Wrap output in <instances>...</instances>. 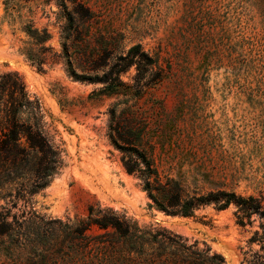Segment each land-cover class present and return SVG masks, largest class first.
Segmentation results:
<instances>
[{
  "label": "rangeland",
  "instance_id": "obj_1",
  "mask_svg": "<svg viewBox=\"0 0 264 264\" xmlns=\"http://www.w3.org/2000/svg\"><path fill=\"white\" fill-rule=\"evenodd\" d=\"M9 5L0 0V76L16 74L39 100L62 152L63 167L33 197L38 213L65 222L99 204L126 213L141 229L207 245L226 264H262V242L251 241L255 232L264 235L257 215L240 226L235 204L222 211L203 206L192 217L158 211L125 172L112 141L154 148L190 196L234 192L264 209V0ZM27 21L49 35L41 71L19 53L29 47ZM71 72L102 81H76ZM6 242L0 264H26L29 250Z\"/></svg>",
  "mask_w": 264,
  "mask_h": 264
},
{
  "label": "trees",
  "instance_id": "obj_2",
  "mask_svg": "<svg viewBox=\"0 0 264 264\" xmlns=\"http://www.w3.org/2000/svg\"><path fill=\"white\" fill-rule=\"evenodd\" d=\"M10 1L6 0L8 10ZM22 32L29 39L24 46L29 47L19 53L41 71L49 35L35 28L32 21L24 23ZM71 74L80 82L102 81ZM112 142L123 153L125 172L138 178L158 211L192 217L203 206L214 205L222 211L235 204L242 214L237 217L240 226L257 215L264 232V209L254 198L225 191L190 196L183 181L165 171L154 148L146 150L141 141L122 140L125 148ZM61 153L46 130L39 100L29 97L16 74L1 75L0 247L5 252L9 253V240L12 246L29 250L26 264H226L207 245L200 248L196 242L189 243L165 229H141L126 213L99 204L89 206L84 218L65 222L38 213L33 197L48 187L63 167ZM257 238L263 239L264 235L259 237L255 232L251 239L262 242L264 251V241Z\"/></svg>",
  "mask_w": 264,
  "mask_h": 264
}]
</instances>
